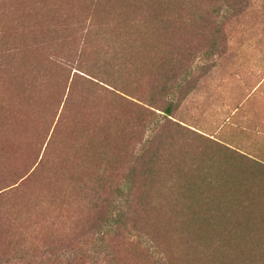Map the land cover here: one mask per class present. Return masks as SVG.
<instances>
[{
    "label": "rangeland",
    "instance_id": "1",
    "mask_svg": "<svg viewBox=\"0 0 264 264\" xmlns=\"http://www.w3.org/2000/svg\"><path fill=\"white\" fill-rule=\"evenodd\" d=\"M17 41L0 264H264V0H0ZM121 201L151 249L110 236Z\"/></svg>",
    "mask_w": 264,
    "mask_h": 264
},
{
    "label": "trees",
    "instance_id": "2",
    "mask_svg": "<svg viewBox=\"0 0 264 264\" xmlns=\"http://www.w3.org/2000/svg\"><path fill=\"white\" fill-rule=\"evenodd\" d=\"M214 11L216 12V9ZM27 23L29 25H33L30 21ZM46 25L47 27H55V24L51 22H47ZM28 26L26 24H22L20 27H17V32H19L22 35L28 36L29 33L31 32ZM65 29L69 30V28H67L66 26ZM1 36H3V34ZM40 37H42L41 34ZM46 37H43L41 39H46ZM1 40H4V38L2 37ZM37 43L38 41L37 42L17 41L16 43L6 44L2 48H0V65L2 67L5 64L7 65V63L4 61V59H6L5 55L12 56L11 54H13L17 56L16 64H18L19 68L22 67V69H24L25 72H29L30 70H32L31 67L34 66L32 65L34 59L29 55V52L31 50L30 47L33 48V46L37 45ZM25 51H28V54L24 55L23 52ZM10 68L11 69L13 68V64H10V66H8V69ZM121 202L122 204H125L124 209L121 208L119 211H115L113 208L110 213V236L115 234L120 235L121 232H123V234L127 232L132 235L131 237H136L137 241L140 242L141 245H146L148 246V249H151L150 248L152 246L151 243H153L154 241L152 238H150L151 237L150 231L146 229V226L142 227L140 225L141 221L136 219L134 211L133 209H131L129 203H126L125 201H121ZM133 231H135L136 233L132 234ZM126 239L127 237L123 238V241H125ZM108 248L109 249H107V252L108 250L110 251V247Z\"/></svg>",
    "mask_w": 264,
    "mask_h": 264
}]
</instances>
